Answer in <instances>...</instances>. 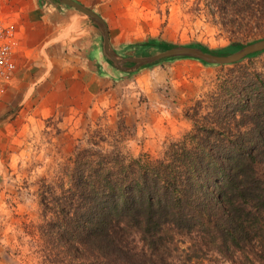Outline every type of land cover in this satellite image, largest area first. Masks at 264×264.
<instances>
[{
  "label": "rangeland",
  "instance_id": "374dc122",
  "mask_svg": "<svg viewBox=\"0 0 264 264\" xmlns=\"http://www.w3.org/2000/svg\"><path fill=\"white\" fill-rule=\"evenodd\" d=\"M76 1L105 19L116 51L133 56L155 51L140 45L150 40L222 48L264 37V0ZM3 9L17 21L23 51L19 79L0 100V264H41L26 224L40 222L39 185L57 181L77 148L96 142L155 159L197 124L223 116L214 113L233 73L264 74V53L235 65L177 59L126 73L105 63L99 32L79 11L55 0H5ZM92 51L103 74L93 70L89 81ZM128 243L145 249L138 235ZM161 243L168 264H264L255 237L247 250L253 259L219 252L197 231L169 228Z\"/></svg>",
  "mask_w": 264,
  "mask_h": 264
},
{
  "label": "trees",
  "instance_id": "16d2710c",
  "mask_svg": "<svg viewBox=\"0 0 264 264\" xmlns=\"http://www.w3.org/2000/svg\"><path fill=\"white\" fill-rule=\"evenodd\" d=\"M224 83L214 113L223 116L197 124L159 157L91 142L57 181L43 180L40 222L26 224L41 264H168L161 240L169 228L253 259V237L264 246V74L243 70ZM129 235L145 249L130 247Z\"/></svg>",
  "mask_w": 264,
  "mask_h": 264
},
{
  "label": "water",
  "instance_id": "95a60500",
  "mask_svg": "<svg viewBox=\"0 0 264 264\" xmlns=\"http://www.w3.org/2000/svg\"><path fill=\"white\" fill-rule=\"evenodd\" d=\"M55 1L63 6L79 11L93 24L99 32L100 52L105 63L116 70L126 73L134 72L161 61H173L177 59H192L208 66L230 65L244 59L257 57L264 52V37H261L245 43L232 42L222 48H208L200 43L171 44L150 40L140 45H154L157 47L155 51L134 56L128 55L116 51L111 46L108 25L105 19L94 9L76 0ZM91 69L96 70L98 73L103 72L99 61H95Z\"/></svg>",
  "mask_w": 264,
  "mask_h": 264
},
{
  "label": "built area",
  "instance_id": "2783aa9c",
  "mask_svg": "<svg viewBox=\"0 0 264 264\" xmlns=\"http://www.w3.org/2000/svg\"><path fill=\"white\" fill-rule=\"evenodd\" d=\"M5 0H0V97L12 84L16 73L14 61L17 29L14 18L3 9Z\"/></svg>",
  "mask_w": 264,
  "mask_h": 264
},
{
  "label": "crops",
  "instance_id": "0c3cea01",
  "mask_svg": "<svg viewBox=\"0 0 264 264\" xmlns=\"http://www.w3.org/2000/svg\"><path fill=\"white\" fill-rule=\"evenodd\" d=\"M34 17H32V19H33ZM14 20V23H15V25H16V29H17V21H16V19L14 18L13 19ZM17 34H18V29H17ZM18 36V35H17ZM19 38V37H18ZM19 43V42H18ZM21 43V42H20ZM23 51V48L21 47V45H16V47H15V54H14V61H15V64H16V67H18V65H17V63H16V57H17V60H18V55H22L21 54V52ZM98 54V53H97ZM90 56L91 57H89L88 55H86V62L88 63L90 60H91V58L94 60V61H99L101 64H103L102 62H101V59H98L99 58V56H98V58H97V56H96V58L94 57V51H92L91 52V54H90ZM90 71H92V73H91V76H90V78L88 79L89 81L90 80H93V78H94V73H93V70L92 69H90ZM19 79V68H17L16 69V73H15V77H14V80L12 81V84L7 88V90H6V92L9 90V89H11V88H13L14 87V83L17 81ZM88 81V82H89ZM5 92V93H6ZM2 97L3 96H1L0 97V100L2 99Z\"/></svg>",
  "mask_w": 264,
  "mask_h": 264
}]
</instances>
